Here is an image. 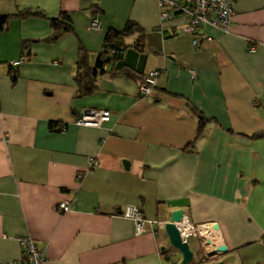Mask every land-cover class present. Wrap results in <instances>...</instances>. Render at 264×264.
<instances>
[{"label":"crops","instance_id":"1","mask_svg":"<svg viewBox=\"0 0 264 264\" xmlns=\"http://www.w3.org/2000/svg\"><path fill=\"white\" fill-rule=\"evenodd\" d=\"M25 8L46 16H14L0 30V262L20 258L18 238L31 236L47 264H178L162 249L165 230L148 222L137 235L121 214L136 205L148 220L183 209L212 226L229 250L210 263L264 264V136L252 137L264 132V0H235L228 32L207 25L195 35L183 32V16L161 21L157 0H0L3 14ZM62 12L74 31L55 37L49 18ZM129 20L144 29L143 45L134 35L119 56L102 53L107 31ZM81 47L90 66L103 63L90 95H78ZM154 69L157 84L143 96ZM86 107L111 118L76 124ZM65 200L71 208L60 213ZM188 241L204 256L201 237Z\"/></svg>","mask_w":264,"mask_h":264},{"label":"built area","instance_id":"2","mask_svg":"<svg viewBox=\"0 0 264 264\" xmlns=\"http://www.w3.org/2000/svg\"><path fill=\"white\" fill-rule=\"evenodd\" d=\"M160 7L161 21L172 19L176 16H183L187 19V25L183 27V32L197 34L199 28H205L207 25H212L224 32H228L231 27L235 15V0H157ZM90 28L96 31L101 30V24L98 17H94L90 22ZM204 36V35H203ZM195 46L199 43L195 39ZM255 48L252 47V50ZM112 54H117L118 50L112 48ZM22 59L14 61L13 65H18ZM160 70L154 69L150 71L144 83L140 86V92L143 96H149L152 89L157 84ZM111 111L105 108L86 107L81 110L79 115L74 119V122L82 126L100 127L104 122L110 120ZM99 165V160L92 158V168ZM71 208L69 201H62L55 206V209L60 213L68 212ZM121 214L134 221L135 233L141 235L147 231V223L149 222L154 232L165 230V220H148L142 210L136 205H127L121 211ZM180 229L184 239H189L191 236H199L203 239L205 246L206 257L209 251L207 239L209 238V230L212 226L206 224L196 225L191 223L186 217H183L181 222L176 223ZM201 228H205L207 235L202 234ZM22 247V255L20 258L12 261H1L0 264H47V248L39 246L31 236H21L18 238ZM261 243L264 244V232L261 237Z\"/></svg>","mask_w":264,"mask_h":264},{"label":"trees","instance_id":"3","mask_svg":"<svg viewBox=\"0 0 264 264\" xmlns=\"http://www.w3.org/2000/svg\"><path fill=\"white\" fill-rule=\"evenodd\" d=\"M30 15H40L46 16L42 11H33L30 8H25L19 10L16 14H3L0 12V30L6 31L9 26V21L12 17H28ZM50 22L55 30L54 36H60L64 33L74 31L73 20L71 14L68 12H62L56 17L49 18ZM136 35V40L133 43L134 46L140 47L143 45L145 31L144 29L133 20H129L122 29L112 28L107 31L105 34V48L102 53L109 54L112 48H116L119 51L122 46V40L126 37H131ZM120 43V44H118ZM111 53L112 56H119ZM102 62L99 57L97 61V67H92L89 64V52L84 47L80 48L79 59L77 61V73L76 81L78 83V95H90L96 89V78L100 70L102 69ZM10 73L14 81L17 79V72L12 71ZM207 119L204 116L199 115V126H198V135L203 133ZM264 136V132H258L252 135V137H261Z\"/></svg>","mask_w":264,"mask_h":264},{"label":"water","instance_id":"4","mask_svg":"<svg viewBox=\"0 0 264 264\" xmlns=\"http://www.w3.org/2000/svg\"><path fill=\"white\" fill-rule=\"evenodd\" d=\"M240 141L248 143L247 138H239ZM184 217V210H175L172 214L171 220L166 223L165 232L169 238V247L164 246L163 250H169L172 254H180L182 257L181 264H228L225 260H218L215 262L210 261L219 256L222 253L228 252V246L225 244H217L216 249L209 251L207 256H202L200 259L195 257V253L192 250L189 241L184 239L181 235L180 229L176 223L181 222ZM215 229L219 228L218 224H215ZM203 240V239H202ZM212 243V239H207V245Z\"/></svg>","mask_w":264,"mask_h":264},{"label":"bare ground","instance_id":"5","mask_svg":"<svg viewBox=\"0 0 264 264\" xmlns=\"http://www.w3.org/2000/svg\"><path fill=\"white\" fill-rule=\"evenodd\" d=\"M216 230H217V229H216ZM203 231H204V232H203ZM200 232H201L202 234H204V235H207V234H206L207 231H206L205 228H201V231H200ZM208 237L212 239V243L209 244L208 247H211V246H213V245H217L216 242H215L216 239L212 237L211 233H209Z\"/></svg>","mask_w":264,"mask_h":264},{"label":"rangeland","instance_id":"6","mask_svg":"<svg viewBox=\"0 0 264 264\" xmlns=\"http://www.w3.org/2000/svg\"><path fill=\"white\" fill-rule=\"evenodd\" d=\"M180 254H178V259H177V262H178V264H181V262H182V258L180 257Z\"/></svg>","mask_w":264,"mask_h":264}]
</instances>
